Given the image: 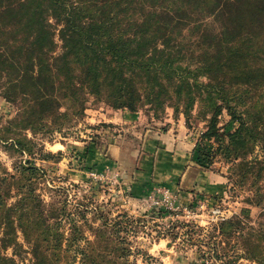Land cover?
I'll list each match as a JSON object with an SVG mask.
<instances>
[{
  "label": "trees",
  "instance_id": "1",
  "mask_svg": "<svg viewBox=\"0 0 264 264\" xmlns=\"http://www.w3.org/2000/svg\"><path fill=\"white\" fill-rule=\"evenodd\" d=\"M0 94L16 107L0 118L4 147L44 158L54 153L44 155L36 135L63 130L88 102L148 105L153 113L172 107L187 125L197 109L206 120L201 137L264 216V0H0ZM223 111L234 129L220 131ZM15 169L0 171V264H21L16 256L28 250L20 232L31 252L26 264H62L65 235L48 223L49 205L36 191L40 167L20 159ZM52 204L53 218L66 214V204ZM71 224L70 245L84 237ZM119 224L95 227L94 240L78 249L82 264H127L130 246L111 243ZM254 228L238 215L225 219L226 239L212 249L236 237L241 257L264 264L263 235Z\"/></svg>",
  "mask_w": 264,
  "mask_h": 264
},
{
  "label": "rangeland",
  "instance_id": "2",
  "mask_svg": "<svg viewBox=\"0 0 264 264\" xmlns=\"http://www.w3.org/2000/svg\"><path fill=\"white\" fill-rule=\"evenodd\" d=\"M87 105L85 114L67 122L63 130H55L51 136L36 135V141L44 146V155L48 151L54 153L47 158L39 150L33 155L10 154L0 140L1 172H15V161L20 159L31 160L40 167L36 191L49 205L48 223L60 226L65 235L61 254L67 256L61 259L62 264H82L78 249L94 240L95 227H103L106 221L112 229L118 220L120 236H115L111 243L122 240L130 246L127 264H259L241 257L242 249L236 237H230V243L221 242L218 252L212 249L214 240L226 239L220 233L223 221L236 215L244 223L255 226L253 233L257 237L263 235L264 240V216H259L261 206L245 200L248 191L229 177L230 163L222 155L214 154L213 142L201 137L206 120L198 116L197 109L192 111L189 125L186 123L192 141L187 149L192 159L188 171L185 169L183 173L185 185L181 183L179 188L170 187L168 193L150 196L153 188L147 193L134 194L126 187L122 176L126 169L122 164L97 167L88 156L95 148L107 151L112 144L125 147L127 160L138 156L143 140L168 128L172 122L169 119L175 117L174 109L167 107L163 112L153 113L148 105L135 111L115 108L104 101ZM15 114V105L0 94L2 121ZM177 116L185 118L183 113ZM218 125L220 131H226L234 129L235 124L227 111H223ZM26 132L32 135L30 130ZM158 185L163 184L154 187ZM54 202L66 204V214L53 218ZM245 207L251 219L243 211ZM74 221L84 233L77 242L79 245H70L67 238ZM19 238L28 251L23 250V257L16 259L26 264L31 257L29 242L21 232ZM7 252L11 254L12 248Z\"/></svg>",
  "mask_w": 264,
  "mask_h": 264
},
{
  "label": "crops",
  "instance_id": "3",
  "mask_svg": "<svg viewBox=\"0 0 264 264\" xmlns=\"http://www.w3.org/2000/svg\"><path fill=\"white\" fill-rule=\"evenodd\" d=\"M169 120L172 122L167 129L143 140L138 156L127 160L125 147L112 144L107 151L95 148L88 158H92L97 167L122 164L126 169L123 174L121 172L123 181L134 194L147 193L156 184L179 188L181 183H186L182 178L186 176L183 173L185 169L188 171L192 159L187 149L192 141L185 118L176 116Z\"/></svg>",
  "mask_w": 264,
  "mask_h": 264
},
{
  "label": "built area",
  "instance_id": "4",
  "mask_svg": "<svg viewBox=\"0 0 264 264\" xmlns=\"http://www.w3.org/2000/svg\"><path fill=\"white\" fill-rule=\"evenodd\" d=\"M170 187H166L164 185H158L156 187H153L152 191H150V196H154L156 194H161V193H168L170 192ZM153 192V193H151Z\"/></svg>",
  "mask_w": 264,
  "mask_h": 264
}]
</instances>
